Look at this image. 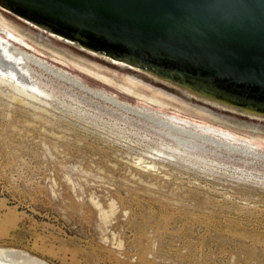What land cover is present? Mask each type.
<instances>
[{
  "label": "rangeland",
  "instance_id": "1",
  "mask_svg": "<svg viewBox=\"0 0 264 264\" xmlns=\"http://www.w3.org/2000/svg\"><path fill=\"white\" fill-rule=\"evenodd\" d=\"M0 14L28 34L0 23V41L37 61L26 76L50 94L0 80L6 262L264 264V117L94 54L5 6ZM74 61L120 84L137 76L188 105L155 103L151 91L136 95Z\"/></svg>",
  "mask_w": 264,
  "mask_h": 264
},
{
  "label": "water",
  "instance_id": "2",
  "mask_svg": "<svg viewBox=\"0 0 264 264\" xmlns=\"http://www.w3.org/2000/svg\"><path fill=\"white\" fill-rule=\"evenodd\" d=\"M8 1L43 19L44 29L60 27L213 84L264 95V0Z\"/></svg>",
  "mask_w": 264,
  "mask_h": 264
},
{
  "label": "bare ground",
  "instance_id": "3",
  "mask_svg": "<svg viewBox=\"0 0 264 264\" xmlns=\"http://www.w3.org/2000/svg\"><path fill=\"white\" fill-rule=\"evenodd\" d=\"M1 5L9 8L12 11V13H18L22 16H25V18L27 20H30L31 22L35 23L36 25H39V27L43 28L42 25L44 26V22H43L44 20L40 19L39 16H37V15H35L29 11L28 12L25 11L24 8H22L16 4H12V2H10L8 0H0V6ZM0 23L1 24L4 23L7 26H10V27L16 29L17 31L23 33L25 36L28 35V34H26V32L23 31V29L20 26H18L16 24L14 25L13 22L8 17H6L5 15L0 14ZM47 29H48L49 33L52 34L53 36H56L59 38H64L67 41L68 40L73 41V42L79 44V46L81 48L83 47L87 50H90L94 54L96 53V54L103 55L107 59H111L115 62H119L121 65H130L135 69L136 68L143 69V70H145L146 73H148V74L150 73V74L154 75L155 77L159 78V80L171 82L172 85L179 86L182 89H185L188 94L190 93L196 97H199L200 99H208V100L213 101L214 103H219V104L225 105L228 108H230V107L238 108L241 111H245V112L253 114V115H256V114L257 115H263L264 114V95L261 93L252 94L249 92H245L243 90H239V88H238V90H234L231 86L226 87V86H221L218 83L213 84L212 81L206 80L205 78L201 79L199 76H196V75L187 74L186 72H179L176 69L173 70L171 67H169L167 65H164V64L161 65L158 61L145 60V58H142L140 56H132L128 53L120 52L118 49H115L111 46H106L104 43H101L97 40H92V38L83 37V36L79 37L77 35V33L70 32V31L66 32L64 29H62L60 27L55 28V29H50L47 27ZM28 38H29V36H28ZM13 47H15V46H13ZM58 53H60V52H58ZM24 56H25V54H24ZM24 56L22 55V52H19L17 49L11 48L9 44H6L5 42L3 43L2 41H0V80L1 81H9V84L14 86L13 89L16 88L17 92L19 90L20 94L21 93L23 94V92H26L28 95H30V96L32 95V96L36 97V99H37V97L39 99V95H41V96L47 95V97H49L50 94H48V93L46 94L44 91H42L41 85H38L37 83L34 82V80L32 81L31 79H29L26 76L27 75L26 73L29 72V70H30L29 65H27L28 64L27 61L29 63L33 62L34 64H36L37 61H34V60L32 61L31 58L29 60L28 57L25 56L26 57L25 58ZM67 56H69V55H67ZM83 58H85V57H83ZM73 63H75L76 65H78V66H80V67H82L88 71L97 73L98 76L109 79L110 81L113 82V84H116L117 86H121L122 88H124L130 92L132 91L136 95L138 94V95L142 96L143 93L141 91L142 90L145 91L147 89V90L152 92L153 96L152 97L150 96L151 97L150 100H152V99H153L152 101L155 100L154 101L155 103L163 105V102L160 103L161 102L160 99H168V100L170 99V100L175 101V102L182 101L183 103L187 104L186 101L180 99L178 97V95H173L174 93L169 92L167 89L166 90L163 88L161 89L158 86H154L151 83H147L144 79L139 78L137 76L135 77L131 74H125L123 77L124 82H123V84H120V82L116 81L111 76L109 77L108 75H106L102 71L103 67L100 66L99 64H96V66H97L96 69H93V68H91L92 66L90 67V66H87L85 64H81L78 61H74ZM38 64H40V63H38ZM4 83H6V82H4ZM44 103H45V101H44ZM198 111H200V109ZM200 112L202 114H203V112L205 113V111H200ZM146 116H148V115H146ZM164 124L167 125V127L174 129V132L177 135H178V133H180V134H187V136H189V137H191V136L195 137L192 134V132L190 133V132L185 131L186 129L184 130V129L179 128L178 126L176 127V126L170 125L167 122ZM162 125H160V126H162ZM165 125H163V127ZM160 132H162V131H160ZM171 134L174 135V133H171ZM191 148H192V146H191ZM169 149H167V150H169ZM178 150H179V147L178 148L171 147V149L169 151L179 153ZM157 152H161V151L158 150ZM176 153H174V154H176ZM174 154L172 153L171 155H174ZM184 154H186V152ZM166 155L168 156L169 154H166ZM171 155H169V156H171ZM153 157H154V155H153ZM171 158H173V157H171ZM0 264H9V262H6V257L4 255V253H2V252H0Z\"/></svg>",
  "mask_w": 264,
  "mask_h": 264
}]
</instances>
